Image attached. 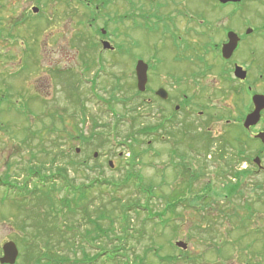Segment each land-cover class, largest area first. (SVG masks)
Returning <instances> with one entry per match:
<instances>
[{
    "label": "rangeland",
    "instance_id": "1",
    "mask_svg": "<svg viewBox=\"0 0 264 264\" xmlns=\"http://www.w3.org/2000/svg\"><path fill=\"white\" fill-rule=\"evenodd\" d=\"M44 6L48 11L55 8ZM32 7L41 9L40 0H0V181L7 175L12 185L35 193L19 196L17 188L10 191L0 183V257L3 244L13 241L20 253L16 264H30V256L35 259L31 264H82L84 255L93 256L88 261L92 264H264V175L254 174L252 163L261 157V147L257 141L248 143L240 127L227 124L238 117L237 106L245 110L247 100L232 93L225 74H199L200 88L194 87L184 53L176 51L153 22H142L124 42L121 62L112 59L88 70L84 61L93 63V56L83 43L75 46V33L84 34L83 28L59 22L58 17L48 27L43 12L33 14ZM26 13L29 19L24 21ZM194 38L189 33V41ZM136 58L151 63L149 87L171 92L176 99L169 102L172 108L182 103L183 92L198 98L187 124L172 125V135L166 128L144 138L138 150L145 156L133 170L129 152L137 143L126 138L132 123L135 129L154 128L162 121L168 124L163 118L170 114L152 91L137 96ZM200 109L203 116L197 114ZM181 116L183 111L175 118L180 123ZM205 124L214 139L207 153L202 150L205 142L196 141L207 131ZM101 139L108 142L101 144ZM178 163L192 170L182 175ZM58 166H67L79 187L95 183L87 201L70 204L75 214L43 197L49 187L40 183L38 173L41 169L51 177ZM31 167L38 168L33 177L28 174ZM250 168L253 174L228 197L224 186L235 182L232 174ZM128 171L139 175L140 182L111 185L125 180ZM192 171L202 175L190 190ZM137 184L146 191L150 186L152 192L144 197ZM206 185L214 191L211 196L203 191ZM178 191L187 202L196 195L206 198L194 205L178 204L175 213L162 219L146 220V207L138 214L132 211L127 215L131 230L123 233L121 204L140 202L162 213ZM55 198L72 199L62 190ZM100 210L104 218L98 221L103 229L99 233L83 214L94 218ZM166 219L164 227L156 225ZM178 240L188 243L187 251L175 246ZM151 248L175 259L162 261Z\"/></svg>",
    "mask_w": 264,
    "mask_h": 264
},
{
    "label": "flooded vegetation",
    "instance_id": "2",
    "mask_svg": "<svg viewBox=\"0 0 264 264\" xmlns=\"http://www.w3.org/2000/svg\"><path fill=\"white\" fill-rule=\"evenodd\" d=\"M40 4L42 8L33 14L41 16L43 12L41 17L48 27H52L55 17H58L59 22L64 20L69 25L83 28L84 34L75 33V46L83 43L88 55L100 59L97 62L106 58L119 61L124 54V42L142 22H153L158 26L155 30L171 39L176 51L184 53L185 61L189 62L192 70L189 80L194 87L200 88L199 74L204 77L216 70L224 73L232 86V93L236 94L238 100H247L245 110L237 106L238 117L227 120V124H232V128L240 127L247 137L260 143L261 168L254 159L253 165L255 172L264 175V108L256 125L249 129L243 126L246 116L255 109L253 96L264 95V0H40ZM44 4H52L55 8L48 11ZM28 19L26 13L23 20ZM189 33L195 35L191 41L188 39ZM230 35L236 44L231 56L225 59L223 48L229 42ZM106 42L109 43L108 48H104ZM238 67L246 74L244 79L234 76ZM157 90L153 91L154 99L162 101L156 95ZM168 93L169 98L163 100L166 101L163 110L170 112L166 118L168 127L177 123L184 126L196 113L194 97H198L189 95L187 91L178 94L182 96V103L172 108L169 102L176 99L171 92ZM181 111L185 117L181 116L180 123L176 119ZM203 113L202 109L197 112L199 116H203ZM258 134H263V140L256 138Z\"/></svg>",
    "mask_w": 264,
    "mask_h": 264
},
{
    "label": "trees",
    "instance_id": "3",
    "mask_svg": "<svg viewBox=\"0 0 264 264\" xmlns=\"http://www.w3.org/2000/svg\"><path fill=\"white\" fill-rule=\"evenodd\" d=\"M84 63H85V67L87 69H90V66L87 65V62L84 61ZM136 93H139V92H136ZM85 118H86V116H85ZM96 123H97V121H96ZM134 124L135 123H132V125H131V132L128 133L127 136H126V138L128 139V142L129 143L134 142V141H135V143H137V147L135 149L133 147L130 148V151L131 152H129V158H130L129 159L130 160V163L129 164L131 165V167L133 168V170L136 169V166L141 163V159L145 156V153H146V152H144V150H138V147L139 146L141 147V145H140L141 142L144 141V138L146 136L154 135L159 130L157 127L156 128L155 127L154 128L147 127V128L135 129V125ZM160 129L161 130L162 129H166V126L163 125ZM167 133H169L171 135L173 134L169 130V128H168ZM82 140L86 144H89L87 142V139H85L84 137L82 138ZM200 140L205 142L204 149H202L203 152H206V153L209 152L210 142H212L214 139L210 136V134L203 133L200 136L196 137V141H200ZM100 142H101V144H104L105 145L108 142V140H105L104 141V140L101 139ZM190 148L195 149L198 152L200 151V150H197V148L195 147L194 144H190ZM173 150H175V149H173ZM76 152H77V149H76ZM55 159L56 158H54L53 161H55ZM182 161H185V159L182 158ZM175 167L177 169H182V170H178L179 173H181L182 175L183 174L185 175L187 172H190V170H192L190 168L188 169V167H186L185 164H179L178 163ZM68 169L69 168L67 166H64V167L63 166H58L57 169H56V171H55V173H53V175H50L51 177L42 174V172H41L42 170L40 169V173H38L39 174L38 178H40V181H42L40 183H43V184H45V185H47L49 187V190L48 191L45 190V191L42 192L43 197L44 198L46 197L48 199L49 203H51V204L60 203L61 206H64L65 209L69 213L75 214L76 213V210L73 209V207H71L70 204L75 201L76 205L78 206L79 203H81L82 201L83 202L84 201H87L88 200V196H89L88 193L90 195H92V190L95 187L94 186L95 183H92L90 186L89 185H83V188H82V186L79 187V186L75 185L72 182V180L70 179V177H69ZM37 171H38V168H36L34 170V168L31 167V168L28 169V174H29V176L31 175L33 177L34 174H35V172H37ZM193 172L194 171H192V174H193ZM194 174L192 175V178L193 179H191V182L188 183L189 184L188 186H189L190 190L193 187V182L192 181L193 180H197L199 177H201L202 171H200L198 173V175L197 174L194 175ZM251 174H253L251 170L241 171V172H238V171L236 172L235 171L232 174L233 177H234V179H235V182L232 183V184H228V185H225L224 186V189L226 191V195L228 194V197L229 196L234 197L237 194V192H238L237 189L239 188V185L242 183V180L245 177H247V176H249ZM8 179H9V177L7 175L5 176V180L1 179V180H3V181H0L1 185L2 186H5V188H8L10 191H12V189H14V188H17L18 191H19V194H18L19 196H22L23 193H25V195L26 194H30V193H34L31 190H28L27 189V186H25V188H24L22 186L16 187V186L12 185V183ZM131 179L132 180H138L140 182V179H142V178L139 175H136L135 172L128 171L127 177H126L125 180L119 181L118 183H113V182L112 183L110 182V183H111V185L113 184L115 187H121V185L127 184V182H129ZM58 182L62 183L61 184L62 185L61 188L60 187H57ZM137 185H138L139 191L143 195L146 194L147 192H152V189H151L150 186L148 187L149 191H146L142 187V185H140V184H137ZM86 187H89V188H87V190H86ZM88 189H90V191H88ZM61 190L62 191H66V193L68 195H70L72 199L64 198V199H59V200L57 199L56 200L55 194L58 193ZM203 191H206V195H209V196H211L212 194H214L213 193L214 191L211 190V187L209 185H206V187L204 188ZM182 194L183 193H180L178 191V192H176V193H174L172 195V197H171L170 200L169 199L167 201L165 200L166 201V205H165V208H164V210H163L162 213L155 212V211H153V210H151L149 208V205L148 204L144 206L140 202H134L133 201L132 203L129 202L130 204L129 203H127V204H124V203L121 204V206H120V210H121L120 211V223L122 225L123 233H128V231L131 230V228H129V225H128V221H130V219H129V217L127 215L129 213H131L132 211H135V214H138L140 212V210H143L142 207H144V208L146 207V209H144L147 212V215H146V218H145L146 220H154L155 217L162 219L168 212L175 213V210H176V207H177L178 204L190 202L191 205H194L197 202H202L203 200H205L204 197L206 198V196H203V195L202 196L196 195V196H194V198L192 200H189L187 202V201L182 200L180 198L182 196ZM48 196H50L51 200L48 198ZM144 197H145V195H144ZM83 217L84 218H88V220L92 224L94 230H98L99 233L101 232V230H103L102 227L100 226V224L98 223L99 220H102L104 218L103 217V211L100 210L99 213L94 218H91L90 215L88 216L87 213L86 214H83ZM168 222H169V220L166 219V220H163L160 223H156V225L158 227L159 226H161V227L163 226L164 227L166 225V223H168ZM44 227H46V226H44ZM45 232H47V231H45ZM39 233H40V230H39ZM50 233L51 232H47V233H45V235H50ZM40 234H42V232ZM149 252H154V255H156L157 257H159L162 261H169L170 262V261H173L175 259L174 257H168V256L162 257V256L159 255V252L160 251H158V250L155 251V249H153V248L149 249ZM87 257L85 258V260H87V262H88L90 260V258H87ZM40 258H41V256H40ZM28 259H29V262H31V263L35 260L31 256Z\"/></svg>",
    "mask_w": 264,
    "mask_h": 264
},
{
    "label": "water",
    "instance_id": "4",
    "mask_svg": "<svg viewBox=\"0 0 264 264\" xmlns=\"http://www.w3.org/2000/svg\"><path fill=\"white\" fill-rule=\"evenodd\" d=\"M222 2H226L227 0H220ZM35 12L38 11V9H34ZM230 42L224 47V57L229 58L230 53L232 50L235 48V40L233 37L230 35ZM105 47L108 48V44L105 43ZM148 64H146L144 61L140 60L137 63L136 66V74H137V80H138V89L141 92H144L146 90V85L148 82ZM236 77L240 79H244L246 77V74L242 72L241 68H237L235 72ZM159 96H161L164 99L168 98V94L165 90L161 89L157 92ZM254 104L256 109L254 112L248 115L246 122H245V127L249 128L252 125L257 124V122L260 119V111L264 108V96H255L254 97ZM260 138L263 139V135L259 136ZM258 164H260L259 160H256ZM112 165V164H111ZM187 243L185 242H177V247L181 249H187ZM19 257V250L17 245L14 242H7L3 245V256L0 258V263L1 264H16L17 259Z\"/></svg>",
    "mask_w": 264,
    "mask_h": 264
}]
</instances>
